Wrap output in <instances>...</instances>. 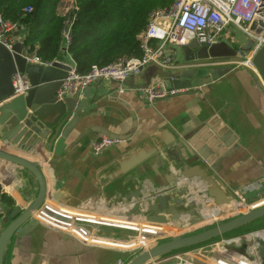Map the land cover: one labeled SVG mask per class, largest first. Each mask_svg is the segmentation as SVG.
<instances>
[{"label": "crops", "instance_id": "crops-1", "mask_svg": "<svg viewBox=\"0 0 264 264\" xmlns=\"http://www.w3.org/2000/svg\"><path fill=\"white\" fill-rule=\"evenodd\" d=\"M222 41L233 48L232 44L238 43L237 39L231 40V44L226 38ZM181 60L182 54L177 50L176 62L181 63ZM58 61L74 66L68 54L61 53ZM159 72L150 66L120 87L108 80L90 85L92 90L87 107L64 141L59 155L54 156L56 140L50 153L37 159L43 160L41 171L46 184L42 205L32 214L38 225L29 236L12 243L7 264H122L125 254L131 256L162 236L189 229L190 220L204 219L207 222L248 210L234 211L236 203L230 191L264 176V90L248 68L232 66L227 75L210 85L166 95L148 104L139 90L152 86L151 82ZM82 92L78 102L82 100ZM212 117H217L228 130L224 152L210 166L185 163L182 158L185 151L179 140ZM102 136L119 142L94 156L92 143ZM0 148L34 161L1 145ZM199 177L212 182L215 189L229 199V203L223 199L219 203L205 199L211 187ZM22 178L19 181L22 188L12 190L9 180L0 174V185L12 199L23 200L27 193L31 202L36 187L28 175ZM169 190L176 195V200H186L181 206L173 205L167 212V216L172 218L170 224L152 225L146 223L143 216L130 214L138 201ZM263 191L264 187L254 189L246 193L244 199L253 203ZM4 202L14 205L9 198H4ZM49 206H56V214L63 217L96 219L78 220L88 224L77 226L82 233L88 232L90 238L135 246L124 249L94 243L77 233L72 228L75 224L43 213L42 210ZM189 210L194 211V215L188 216ZM176 214L178 216L173 218ZM43 217L56 222L42 220ZM101 220L136 224L135 229L121 228L134 233L157 234L158 237L142 238L134 234L128 241L106 238L91 228L92 224L113 226ZM228 239L178 254H184L186 264H218L215 261L221 264H264V226ZM244 246L248 248V258L230 250Z\"/></svg>", "mask_w": 264, "mask_h": 264}, {"label": "water", "instance_id": "water-1", "mask_svg": "<svg viewBox=\"0 0 264 264\" xmlns=\"http://www.w3.org/2000/svg\"><path fill=\"white\" fill-rule=\"evenodd\" d=\"M255 26L253 22L250 30L258 34L259 29ZM13 36L15 42L10 51L0 45V145L34 161L31 162L0 148V174L6 176L12 190L21 187L19 181L23 179V175H28L33 180L32 185L36 187V192L31 202L27 193L24 194L23 200L19 201L8 196L7 191L0 185V264H7L12 243L29 236L31 230L38 225L32 214L42 205L46 184L41 171L43 160L37 159L43 154L47 156L56 140L54 156L59 155L64 141L73 132L81 112L87 107V100L92 90L90 85L78 84L71 94L57 98L56 93L62 87L70 67L66 63L57 61L49 66L26 62L24 41L18 32ZM252 46L253 42L249 39L237 49L225 42L207 46L192 40L187 46L180 48L182 62L177 64L181 66L171 72L160 71L151 85L162 81L169 95L210 85L227 75L232 67H191L190 63L220 59L236 60L240 58L239 53H248ZM251 62L264 84V43L255 52ZM15 73L25 75L30 89L25 95L8 99L13 93L11 78ZM81 92L82 100L78 102ZM227 131L217 117H212L195 127L190 134L179 140L185 151V154H182L185 163L210 166L225 150ZM183 176L187 179L185 175ZM199 178L209 183L211 187L207 190L205 199H213L218 203L223 199L225 203H229V199L216 190L212 182L206 177ZM4 198H9L14 205L5 203ZM185 202V199L176 200V195L169 190L155 196L148 195L144 200L138 201L131 208L130 214L143 216L148 224L164 226L171 223L172 218L167 216L171 207L181 206ZM42 211L63 222H70L80 227L88 225L85 222L65 218L46 208ZM187 215H194V211L189 210ZM177 216L178 214L173 218ZM189 223L190 228L187 230L162 236L131 256L125 254L122 264H152L175 254L221 239L234 238L263 227L264 203L246 212L224 216L217 220L206 222L203 219H193ZM91 228L106 238L120 241H128L134 234L142 238L158 237L157 234L134 233L132 230L104 224H92ZM247 249V246L230 248L232 252L248 258Z\"/></svg>", "mask_w": 264, "mask_h": 264}, {"label": "built area", "instance_id": "built-area-1", "mask_svg": "<svg viewBox=\"0 0 264 264\" xmlns=\"http://www.w3.org/2000/svg\"><path fill=\"white\" fill-rule=\"evenodd\" d=\"M63 1L69 6L64 10L58 8ZM76 10L77 6L74 0H59L58 14L64 15L68 11ZM24 11L28 13L31 8L27 7ZM253 22L256 24L255 28L259 29L258 34L250 30ZM71 25V22L66 24L61 32L64 55H67V48L71 41ZM18 31L20 28L16 24L3 19L0 15V45L10 51L15 42L13 35ZM234 31L240 33L242 38L253 42L248 53H239L240 58L236 60L199 61L190 63V66H243L250 70L257 84L264 90L260 75L251 62L255 52L264 43V0H173L168 6L158 8L149 14L147 26L137 37L140 56H123L105 66H92L85 75L78 74L74 66L70 67L56 97L60 99L64 95L71 94L78 84L81 86L94 85L99 80H108L120 87L130 77L141 75L150 66L160 71H174L181 66L176 62L177 50H180L181 47L187 46L192 40L210 46L223 42L224 38L229 39L230 33ZM20 38L24 41L23 36L20 35ZM24 59L28 63L42 66H49L52 63L41 61L36 56L35 49L26 45ZM57 62L59 61L57 60ZM11 81L13 93L8 99L25 95L30 89L29 82L23 74L15 73ZM139 92L148 104L169 95L165 91L163 82L144 87ZM118 142L116 139L102 136L92 143V153L97 156L104 149ZM259 187H264V176L258 181L231 190L232 200L236 203L234 211H245L262 203L264 191L256 197L257 199L253 203L244 199L246 193ZM42 216L44 215L42 214ZM183 256L184 254H175L152 264H186ZM215 262L221 264V262Z\"/></svg>", "mask_w": 264, "mask_h": 264}, {"label": "trees", "instance_id": "trees-1", "mask_svg": "<svg viewBox=\"0 0 264 264\" xmlns=\"http://www.w3.org/2000/svg\"><path fill=\"white\" fill-rule=\"evenodd\" d=\"M77 10L57 13L59 0H0V15L20 28L26 46L43 62L60 60L61 32L71 25L67 54L80 75L119 57H138V35L149 14L173 0H74ZM31 8L30 12L24 9Z\"/></svg>", "mask_w": 264, "mask_h": 264}, {"label": "bare ground", "instance_id": "bare-ground-1", "mask_svg": "<svg viewBox=\"0 0 264 264\" xmlns=\"http://www.w3.org/2000/svg\"><path fill=\"white\" fill-rule=\"evenodd\" d=\"M262 203H264V201H263ZM262 203H260V204H262ZM256 206H257V205H256ZM254 207H255V206H254ZM48 209L51 210V211H53V212H55V213H57V212H56V209H57L56 206H49ZM65 218L72 219L73 221H78V220L97 221L96 219L91 218V217H87V216H84V217H82V216H78V217H72V218H70V217H68V216H65ZM44 219H46V220H48V221H50V222H56V220H54V219H52V218H49V217H43L42 220H44ZM203 220H204V219H203ZM116 221H117V222H120V223H113V222H108V221H105V220H101L100 222L105 223V224H106V223H107V224H111V225H113V226L129 227V228H133V229H135L136 226H137L136 224H125V223H128V222L123 223L124 221H118V220H116ZM204 221H205V220H204ZM65 225H66V223H65ZM143 227H144V228H151L150 230H152V231H156V232L159 231V230H157V228H152V227H148V226H143ZM72 228H73L75 231H77V233H79V234L82 235L83 237H86L88 240H91V241L94 242V243L99 242V243L107 244L108 246H115V247L124 248V249H129V248L135 246V244H120V243H119V244H115V243H112V242L107 241V240H98V239L90 238L89 236H87V233L84 234V233H85L84 231H83V233H82V230H80L79 227H78L77 225H75V226L72 227ZM144 230H146V229H144Z\"/></svg>", "mask_w": 264, "mask_h": 264}, {"label": "rangeland", "instance_id": "rangeland-1", "mask_svg": "<svg viewBox=\"0 0 264 264\" xmlns=\"http://www.w3.org/2000/svg\"><path fill=\"white\" fill-rule=\"evenodd\" d=\"M67 7H69L68 6V4L65 2V1H63L62 3H60L59 4V6H58V8L59 9H65V8H67ZM230 35H231V37L229 38V39H227V40H229V43H230V41L231 40H235V39H237L238 40V43L237 44H232V45H234V47L235 48H240L241 46H242V44L246 41V39L245 38H241L240 39V34H238V32L237 31H234V32H232V33H230ZM232 43V42H231ZM230 43V44H231Z\"/></svg>", "mask_w": 264, "mask_h": 264}]
</instances>
